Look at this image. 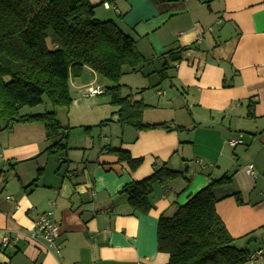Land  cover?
I'll use <instances>...</instances> for the list:
<instances>
[{"label":"crops","instance_id":"0c3cea01","mask_svg":"<svg viewBox=\"0 0 264 264\" xmlns=\"http://www.w3.org/2000/svg\"><path fill=\"white\" fill-rule=\"evenodd\" d=\"M87 1L96 19L134 38L145 60L130 81L132 100L147 106L143 121L189 131L120 127L107 98L85 97L89 88L108 86L88 69L70 82L73 106L54 111L71 128L68 150L44 152L57 139H47L39 124L0 120V264H167L157 251V219L205 188V173L232 178L216 196L237 193L242 204L224 198L216 214L236 249L261 252L250 264H264V0ZM178 49L177 62L161 56ZM106 149L142 163L131 172ZM154 162L181 177L153 188L147 214L132 212L118 191L150 176ZM249 165L253 176L245 173ZM48 212L60 233L57 248L44 250L25 236ZM5 233L14 245L2 246Z\"/></svg>","mask_w":264,"mask_h":264},{"label":"trees","instance_id":"16d2710c","mask_svg":"<svg viewBox=\"0 0 264 264\" xmlns=\"http://www.w3.org/2000/svg\"><path fill=\"white\" fill-rule=\"evenodd\" d=\"M94 10L87 0H0V120L6 124H39L47 139H57L44 152L68 150L70 128L61 125L54 111L31 114L25 108L37 107L45 97L52 106L68 110L73 102L70 82L88 69L109 85L103 94L85 97L107 98L108 104L117 109L112 114L120 127L167 133L189 131L169 122H144L147 106L141 100H132L131 95H120L119 79L125 75V68L134 73L145 60L134 38L115 22L96 19ZM181 52L170 50L161 56L177 62ZM167 69L164 65L161 72ZM247 116L252 118L250 109ZM106 152L113 154L118 163H125L131 172L142 163L141 158L134 159L122 150ZM152 167L150 176L125 184L118 191L126 197L132 212L147 214L152 209L153 188L181 177L166 163L154 162ZM205 176L209 178L205 188L189 196L171 216L160 215L157 219V251L168 255L167 264L249 263L254 254L234 247V239L215 211L216 203L230 196L237 205L242 204L237 193L216 196V190L229 187L232 178L224 175L212 180L209 173Z\"/></svg>","mask_w":264,"mask_h":264},{"label":"built area","instance_id":"2783aa9c","mask_svg":"<svg viewBox=\"0 0 264 264\" xmlns=\"http://www.w3.org/2000/svg\"><path fill=\"white\" fill-rule=\"evenodd\" d=\"M104 8H109L108 4L103 3ZM104 89L95 87L89 88L86 92L85 96H94L98 94H103ZM230 146H235L238 144H242L241 141L238 140H230L228 142ZM245 173L248 176H253L252 166L249 165L245 168ZM6 200L13 201L11 196H7ZM60 233L59 224H57L52 219V212H48L45 214H41L38 216L37 220L34 222L33 227L27 232L26 236L33 243L39 244L44 250H50L57 248V238ZM1 243L3 247H7L11 244H15V240L11 239L7 233L1 238ZM260 258V252H257L250 258L249 264ZM138 264H142L139 262Z\"/></svg>","mask_w":264,"mask_h":264},{"label":"rangeland","instance_id":"374dc122","mask_svg":"<svg viewBox=\"0 0 264 264\" xmlns=\"http://www.w3.org/2000/svg\"><path fill=\"white\" fill-rule=\"evenodd\" d=\"M127 71H125V75H123V76H121V78L119 79V84H120V95L122 96V97H125V96H127V95H131V98H134L135 96H136V94L135 93H131V92H134L132 89H133V86L132 85H130V81H131V83H132V80H135V79H137V78H135V79H133V77H135V74L136 73H131V72H129L128 70V68H125ZM83 74V73H82ZM126 82L128 83V84H126ZM108 85H109V83H107ZM70 92H71V90H70ZM143 92V91H142ZM104 98L105 97H103V96H99V97H97L96 99L97 100H100L101 102H103L104 101ZM87 100H84L83 102H86ZM73 106V102H72V104L70 105V107L69 108H71ZM25 110L27 111V112H29V113H31V114H36V113H44V112H48V111H56V112H58V111H60V110H63L62 108H57V107H54V106H52L47 100H46V98L45 97H43L42 98V102H41V104L40 105H38L37 107H35V108H32V109H29V108H25ZM76 109H74L73 110V112L75 111ZM57 116V115H56ZM58 119V118H57ZM63 121V120H62ZM61 123V122H60ZM62 125V124H61ZM63 126V125H62ZM65 127V126H64ZM83 129H84V127L82 128V131H83ZM90 130H91V128H90ZM89 130V131H90ZM71 131V128L67 131V133H69ZM88 131V132H89ZM106 131H108V129H106ZM84 132V131H83ZM88 132H85V133H88Z\"/></svg>","mask_w":264,"mask_h":264}]
</instances>
